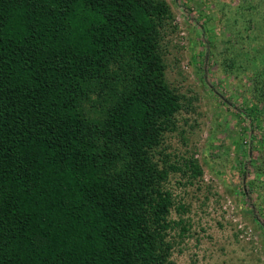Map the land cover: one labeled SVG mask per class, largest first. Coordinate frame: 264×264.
Returning a JSON list of instances; mask_svg holds the SVG:
<instances>
[{"label": "trees", "instance_id": "1", "mask_svg": "<svg viewBox=\"0 0 264 264\" xmlns=\"http://www.w3.org/2000/svg\"><path fill=\"white\" fill-rule=\"evenodd\" d=\"M261 5L249 41L264 40ZM170 18L166 0H0V264H172L165 182L203 170L155 159L181 108L160 50Z\"/></svg>", "mask_w": 264, "mask_h": 264}, {"label": "rangeland", "instance_id": "2", "mask_svg": "<svg viewBox=\"0 0 264 264\" xmlns=\"http://www.w3.org/2000/svg\"><path fill=\"white\" fill-rule=\"evenodd\" d=\"M259 1L166 0L171 18L160 50L181 108L155 159L183 167L194 157L203 170L193 182L170 171L165 182L174 201L169 217L182 221L168 234L172 264H264L263 230L248 203L250 196L264 206V105L252 95L250 73L264 40L249 41L246 30L250 13L256 19L263 9L249 11V2Z\"/></svg>", "mask_w": 264, "mask_h": 264}]
</instances>
